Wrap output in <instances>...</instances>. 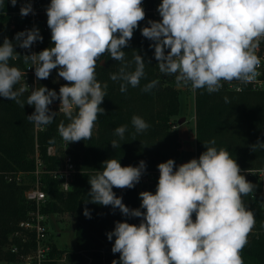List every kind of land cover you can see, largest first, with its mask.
<instances>
[{"label":"clouds","instance_id":"1","mask_svg":"<svg viewBox=\"0 0 264 264\" xmlns=\"http://www.w3.org/2000/svg\"><path fill=\"white\" fill-rule=\"evenodd\" d=\"M15 6L17 0H10ZM160 21L149 20L141 29L143 37L152 41L154 57L161 73L175 75L176 87L206 88L218 92L222 81L247 84L260 75L261 58L257 55L264 40V0H162L157 9ZM33 13L31 2L20 9L21 16ZM52 45L39 53L24 55L35 68L37 80L48 79L53 69L65 83L59 93L45 86L34 88L26 103L19 96L28 91L14 86L25 75L9 60L20 55L7 37L0 45V97L15 101L21 107L34 106L27 116L35 126L53 122L57 112L49 105L59 100V112L69 123L58 126L66 142L91 138L100 107L106 97L107 83L97 81V61L105 54L123 62L125 47L134 30L145 19L142 0H50L46 9ZM39 29L33 27L16 33L15 41L22 49H30L42 41ZM165 49L170 51L165 53ZM134 71L125 62L111 80L123 81L120 91L139 86L145 77V60L134 56ZM152 80L142 91L149 92L157 84ZM228 103V97H224ZM78 110V111H77ZM75 113V114H74ZM137 133L149 128L140 116L132 117ZM126 125L115 129L121 140ZM113 149L118 140L110 142ZM206 151L178 167L173 159L157 165L159 179L156 191H143L140 208L130 209L113 188L132 189L146 170V163L121 166L116 158L102 163V168L88 179L87 202L112 206L127 217L142 218L139 225L117 221L109 241L115 237L111 251L120 254L112 264H244L241 255L248 235L255 225L254 214L246 209L242 196L253 190L241 169L215 140L203 143ZM264 149V142L251 146ZM67 185V184H66ZM144 209L145 211H141ZM86 218H91L85 208ZM195 214V220H193Z\"/></svg>","mask_w":264,"mask_h":264},{"label":"trees","instance_id":"2","mask_svg":"<svg viewBox=\"0 0 264 264\" xmlns=\"http://www.w3.org/2000/svg\"><path fill=\"white\" fill-rule=\"evenodd\" d=\"M21 1L17 0L16 5L12 6L10 0H0L1 10L16 12ZM37 1L46 7L50 4V0ZM144 1L152 6L158 0ZM149 20L155 21L152 14L145 13V19L134 30L128 46L122 49L125 51L123 62L111 59L108 53L97 61V81L102 86L107 83L108 87L106 97L100 105L105 109V114H98L90 139L68 144L58 132L61 122L65 125L69 123L63 113L57 112L51 124L36 129L37 126L27 118L35 111L34 106L25 104L21 107L15 101L0 97V264L15 263L16 255L7 250L11 244L10 237L19 222L26 219L28 213L35 209V205L26 200L24 193L29 188L27 180L31 183L34 181L32 173L35 170L37 150L46 170L58 168L67 155H71L76 167L71 189L67 193L62 192L60 183L49 175L42 177L43 189L48 196L42 212L49 216L61 212L72 213L76 220L75 245L68 249L53 245L51 252L52 257L57 258L65 254L68 264H86L83 252L93 256L92 264H112L113 260L119 261L120 254L111 251L115 237L109 241L107 234L114 230L117 221L136 225L141 222L142 218L124 216L119 209H113L112 206L87 202L90 192L88 179L102 168L105 160L116 158L121 166L134 167L144 161L146 170H153L168 159H173L177 165L178 160L193 156L192 153L181 150L180 138L169 125L170 119L180 112L179 96L183 92L176 88L174 74L168 75L159 71L154 48L150 47L153 42L141 34L143 27L150 26ZM44 22L47 25V19H44ZM21 31H25L21 26L10 28L8 16L1 17L0 45L5 37L13 42L14 51L20 57L16 60L10 59L9 65L22 71L26 63L15 41L16 33ZM40 35L43 40L37 41V44L41 51L53 46L49 27ZM168 51L170 50L165 49L166 54ZM136 54L145 60V77L141 78L138 87L129 85L127 91L122 93L120 84L123 81H113L110 77L118 73L125 62L130 65L128 70L134 71ZM58 71L59 69H53L48 79L39 80L38 88L45 86L59 93V88L67 82H55ZM152 80H158L159 83L149 92L142 91ZM19 88L20 82L14 86V90ZM30 93L23 92L19 99L26 103ZM224 97H228V103H225ZM57 103L60 101L55 100L49 105L51 111H54L53 104ZM195 105L196 159L206 151L203 143L215 140L214 145L208 146L227 150L238 163L242 174L248 181L250 178V183L253 184L252 192L242 196L246 209L254 214L255 225L248 235V243L241 255L244 264H264V195H257L258 192H264V184L259 181L258 175L251 176L247 172L264 169V149L257 148L254 152L251 150L252 145L264 142V92L233 93L219 90L209 93L206 88H202L198 90ZM134 115L143 118L149 128L137 133L131 122ZM122 125H126L127 130L121 140L114 132ZM114 139L121 145L116 149L110 144ZM65 143L68 151L64 149ZM50 147L56 148V154L53 156L48 153ZM18 172L28 174L21 185L9 181L7 177L10 173ZM157 184L150 186V192L153 194ZM113 191L118 197H122L123 203L130 209L140 208L137 184L132 189L113 188ZM85 208L90 210L91 218H86L83 214ZM14 242L22 246L20 240L16 239ZM24 247L26 250L30 245Z\"/></svg>","mask_w":264,"mask_h":264},{"label":"built area","instance_id":"3","mask_svg":"<svg viewBox=\"0 0 264 264\" xmlns=\"http://www.w3.org/2000/svg\"><path fill=\"white\" fill-rule=\"evenodd\" d=\"M28 2H31L33 13H30L27 16H21L20 9ZM161 2H155L151 6L142 0V7L145 13L152 14L155 21H160L162 19L157 11ZM46 9L47 7L37 0H22L18 11L9 13L1 10L0 3V20L2 16H8L11 29L21 26L24 30H30L33 27H36L39 29V32L42 33L48 30V26L44 22V19H47ZM20 52L24 56L31 55L32 53H39L41 50L39 49L37 42H35L30 49L20 48ZM257 55L261 58V66L257 69L260 75L255 81L247 84L239 81H232L231 83L222 81L221 83L223 86L220 90L233 93H244L246 91L264 92V40L260 43ZM21 72L25 75L20 81V87L27 84L29 87L27 92H31V90L36 87L38 88L39 80L35 77V68L30 61L26 63ZM177 89L188 96L193 97V99H196L199 90L192 89L190 85ZM59 104L60 103L53 104L54 111L59 112ZM37 129H39V127H37ZM64 149L65 151H68L69 148L67 147V143H65ZM55 152V147L49 148V155L53 156L55 155ZM247 172H249L251 176L258 175L259 181L261 180L264 184V170H251ZM75 173L76 167L71 155H67L58 168L54 170H46L43 161L39 156H36L35 170L32 173L35 182L34 184L32 183L24 193L26 200L29 203L34 204L35 209L28 213L26 219L19 222L17 229L10 237L11 244H9L7 248L12 254L16 255V261L14 264H68L65 254L61 258L52 257L51 254L53 245L55 244L50 234V216L42 212V207L46 205L48 200L47 193L43 189L42 177L45 174L49 175L60 183V190L67 193L71 189ZM16 175H18V177L8 175V180L15 181L18 185H21L24 181L25 174L20 173ZM144 179H146V181L158 180L159 171H144L139 182H143ZM262 195H264V192ZM16 239L21 241V247L14 242ZM25 245H30V247L25 250Z\"/></svg>","mask_w":264,"mask_h":264},{"label":"rangeland","instance_id":"4","mask_svg":"<svg viewBox=\"0 0 264 264\" xmlns=\"http://www.w3.org/2000/svg\"><path fill=\"white\" fill-rule=\"evenodd\" d=\"M161 1L162 0H158L157 2H161ZM61 81H63V78L57 77L55 79L56 83L61 82ZM179 97H180V112L176 116H173L170 119L169 125H170L171 130L177 132L180 138L181 150L184 152H190L193 154V156L187 159L178 160V163L176 165L177 167L182 163H186L189 160L196 158V129H195L196 127V114H195L196 99H193V97L188 96L185 93H181ZM52 108L54 107L52 106ZM181 118H185V122H183V124H179V120ZM36 135H37V131H36ZM37 149L38 148L36 147V150ZM55 151H56V148H55ZM36 156H39L38 150L36 151ZM255 170H258V169H255ZM145 171H158V168L153 169V170H145ZM20 173H23V172L10 173L9 176L18 177V175L16 174H20ZM26 175H24V180L27 179L25 178ZM27 181L28 182L26 183H29L28 185L30 186L32 185V183L34 184L35 179L32 183L31 181H29V179ZM156 183H158V180L146 181V179H144L143 182L141 183L139 182L137 184V189H138L139 194L143 191H150V186ZM262 194H263V191L257 193L258 196H263ZM139 204L141 205L140 196H139ZM75 226H76V220L72 213H67V212L62 213L61 212V213H54L52 216H50V222H49L50 234L54 240L53 241L54 244L58 248L68 249L75 245ZM82 256L84 260L86 261V264L93 263V256L90 255L89 253L83 252Z\"/></svg>","mask_w":264,"mask_h":264},{"label":"water","instance_id":"5","mask_svg":"<svg viewBox=\"0 0 264 264\" xmlns=\"http://www.w3.org/2000/svg\"><path fill=\"white\" fill-rule=\"evenodd\" d=\"M102 65H104V62H102ZM183 122H185V118H181V119L179 120V124H183Z\"/></svg>","mask_w":264,"mask_h":264}]
</instances>
